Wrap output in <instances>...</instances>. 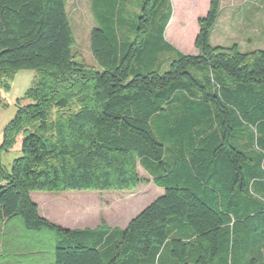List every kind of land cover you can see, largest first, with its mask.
Listing matches in <instances>:
<instances>
[{"label": "trees", "instance_id": "trees-1", "mask_svg": "<svg viewBox=\"0 0 264 264\" xmlns=\"http://www.w3.org/2000/svg\"><path fill=\"white\" fill-rule=\"evenodd\" d=\"M67 1L0 0V89L35 72L0 142V264L38 252L15 217L58 233L54 264H264V48L211 43L221 0L198 19L197 54L165 38L171 0H142L131 19L132 0H93L90 66ZM140 166L164 193L125 227L65 228L31 196L134 190Z\"/></svg>", "mask_w": 264, "mask_h": 264}, {"label": "rangeland", "instance_id": "rangeland-1", "mask_svg": "<svg viewBox=\"0 0 264 264\" xmlns=\"http://www.w3.org/2000/svg\"><path fill=\"white\" fill-rule=\"evenodd\" d=\"M93 0H68L67 12L75 36L74 51L81 56L88 65L97 66L91 50V33L96 21L92 12ZM228 1L224 0L218 21L212 31L211 43L213 45L229 46L238 43L244 52L257 48H264V34L260 30L263 28L262 23L252 22L249 28L238 26L236 24L237 11L239 9L228 6ZM143 1L132 0L127 4L130 19L136 13L141 12ZM169 4L173 6V15L175 17V27L183 26L187 28L189 35H193L195 27L198 24V16L205 15L208 6V0H193L194 6L191 8L185 5L176 7L172 0ZM167 12V8L165 10ZM174 16V17H173ZM241 15H239L240 17ZM171 18V19H172ZM179 28V27H178ZM253 30V31H252ZM172 36L174 31L171 32ZM188 39V37L186 38ZM184 40L181 42L187 52H192V42ZM257 40V41H256ZM256 41V42H255ZM254 42L255 47L249 43ZM260 46V47H257ZM175 56L174 53L166 54L161 57L163 70L169 68L168 64ZM135 67L139 65L138 61L134 63ZM35 72L21 70L15 80L11 83L12 88L6 91L0 89V142L5 126L12 120L18 110L17 98L23 95L26 88L32 83ZM24 102V101H23ZM21 140L15 144L8 152H3L2 162L11 168L15 159L21 156ZM139 171L144 178V182L136 189L130 191H61V192H44L35 191L32 193V199L40 204L42 211H46L52 222L65 228H94L106 221L110 226L125 227L129 221L136 216L143 208L148 206L156 198L163 194V188L152 182L150 174L141 166ZM41 195H48L53 202L47 204L46 208L40 200ZM21 222L10 223V232L13 236L24 239L25 247H33L38 251L31 253L28 257H23V262L32 264H54V248L58 233L56 231L44 230L35 232L26 229L23 226L22 219L15 217ZM6 235H1L0 238ZM25 251V250H24ZM4 250L0 248V262L9 259L3 257Z\"/></svg>", "mask_w": 264, "mask_h": 264}, {"label": "crops", "instance_id": "crops-1", "mask_svg": "<svg viewBox=\"0 0 264 264\" xmlns=\"http://www.w3.org/2000/svg\"><path fill=\"white\" fill-rule=\"evenodd\" d=\"M227 1L229 2L228 3L229 7L239 9L237 11V15H238L237 17L238 18L235 20L236 24H238V26H241V27L243 26L244 28L247 29V28H249V25L252 22H258L259 24L262 23V26L264 25V0H227ZM172 2H173V4H175L176 7L185 5L188 8H190V7L192 8L194 6L193 0H172ZM210 2H211V0H208V6L206 9V14L209 10ZM223 2H224V0H221V7H223L222 5H224ZM239 15H241V16L239 17ZM201 17H203V15L198 16L197 19H199ZM175 19H176V15L174 18H172L170 20V22L167 26V29L165 32L166 40L169 43H171L172 45H174L176 47V49H178L180 52H183L186 54H197L198 51L195 47V39L199 33V24L196 25L194 34L189 35L186 27L185 28L183 26H181V27L178 26L179 28L175 27V24H174ZM252 29L254 31L255 30L261 31V35L264 34L263 28L261 30H260V28H258V29L252 28ZM172 31H174V33H175V34H173V36L171 35ZM211 36H212V34H211ZM187 37H188V39H186ZM189 38H191L190 41L192 42V47H193L192 52L185 51L183 48V45L181 44V42H184V40H189ZM249 44L251 46L255 47L254 42L253 43L250 42ZM257 47H260V46H257ZM151 179L153 182V178H151ZM163 193H164V189H163ZM31 196H32V194H31ZM40 200L42 201L43 206L45 208H46L47 204L53 202V199L49 198L48 195H41ZM37 204L39 206L40 214L43 217L50 220L48 213L46 211H42V207L40 206L39 202Z\"/></svg>", "mask_w": 264, "mask_h": 264}]
</instances>
